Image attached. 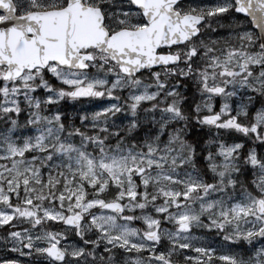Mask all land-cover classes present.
<instances>
[{
  "label": "snow or ice",
  "instance_id": "1",
  "mask_svg": "<svg viewBox=\"0 0 264 264\" xmlns=\"http://www.w3.org/2000/svg\"><path fill=\"white\" fill-rule=\"evenodd\" d=\"M0 253L264 264V0H0Z\"/></svg>",
  "mask_w": 264,
  "mask_h": 264
},
{
  "label": "trees",
  "instance_id": "2",
  "mask_svg": "<svg viewBox=\"0 0 264 264\" xmlns=\"http://www.w3.org/2000/svg\"><path fill=\"white\" fill-rule=\"evenodd\" d=\"M68 101L64 100L62 101V105H63V110L65 112H71V113H75L77 109H79L80 111H89V107H91L92 105L95 104V102L93 101H81L79 103L77 102H72V103H66ZM191 134L193 137L197 136V135H201V133L196 129L193 128L191 129Z\"/></svg>",
  "mask_w": 264,
  "mask_h": 264
},
{
  "label": "rangeland",
  "instance_id": "3",
  "mask_svg": "<svg viewBox=\"0 0 264 264\" xmlns=\"http://www.w3.org/2000/svg\"><path fill=\"white\" fill-rule=\"evenodd\" d=\"M86 101H88V100H86ZM66 103H69V102H66ZM106 103V100H103V102L102 103H100V104H96V109L98 108V107H102L104 104ZM95 109V110H96ZM198 231H201V230H198ZM209 239H211V237H209ZM9 255H14V254H9ZM21 259H24V258H21Z\"/></svg>",
  "mask_w": 264,
  "mask_h": 264
},
{
  "label": "flooded vegetation",
  "instance_id": "4",
  "mask_svg": "<svg viewBox=\"0 0 264 264\" xmlns=\"http://www.w3.org/2000/svg\"><path fill=\"white\" fill-rule=\"evenodd\" d=\"M93 100L99 101V100H101V99H93ZM94 108H96L95 105H94V107H93V110H94ZM0 255H2V253H0Z\"/></svg>",
  "mask_w": 264,
  "mask_h": 264
},
{
  "label": "bare ground",
  "instance_id": "5",
  "mask_svg": "<svg viewBox=\"0 0 264 264\" xmlns=\"http://www.w3.org/2000/svg\"><path fill=\"white\" fill-rule=\"evenodd\" d=\"M193 128H196L195 126H193Z\"/></svg>",
  "mask_w": 264,
  "mask_h": 264
}]
</instances>
